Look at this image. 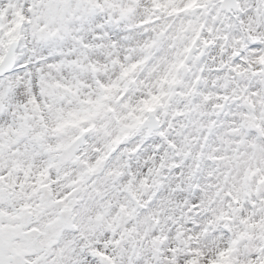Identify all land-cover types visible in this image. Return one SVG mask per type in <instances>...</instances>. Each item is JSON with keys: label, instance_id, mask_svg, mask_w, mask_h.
Returning a JSON list of instances; mask_svg holds the SVG:
<instances>
[{"label": "snow or ice", "instance_id": "snow-or-ice-1", "mask_svg": "<svg viewBox=\"0 0 264 264\" xmlns=\"http://www.w3.org/2000/svg\"><path fill=\"white\" fill-rule=\"evenodd\" d=\"M38 3L40 0H8L6 8L0 7V81H3L0 83V96L12 97V104L15 105V109L9 105L6 111H0V124L9 126L15 132V139L8 143L0 137V264H117L109 246L119 248L125 243L126 236L131 238L138 230L126 227L117 235L113 229L111 235L114 238L103 244L105 250H101L99 243L95 247L86 243L89 232L82 227L81 221L88 218L91 210L86 177L94 171V166L88 165L79 174V179L72 180L67 185L68 190L63 192L53 189L60 181L51 179V163L37 173L41 178L49 177L48 183L31 178L39 162L51 160L52 153L68 147L63 140L52 143L50 137L62 135L69 125L76 126L78 122L63 117L61 110V114L54 116L57 121L54 127L43 115L36 124L24 123L27 118L21 115L17 127L14 111L26 109L29 102H35V96L29 98L24 93L28 89L35 90L37 74L42 78L45 71L42 66L46 65L49 70L69 68L73 82L58 85L69 93L79 96L82 88L93 89V86L100 90L95 98L91 93H84L87 99L80 101L81 104L91 105V111L78 109L68 115L76 116L78 111H86L88 116L83 119H104L108 114L116 121L126 119L127 116L118 114L117 107L106 104L110 99L106 93L114 85L100 78L96 64L90 66L91 72L96 74L94 80L89 83L82 78L81 72H86L88 65L81 61L89 58V50L93 46L85 44L80 35L85 31L98 33L97 39L110 40L108 47L115 50L107 55L118 57L124 32L117 26L119 21L103 22L113 0H48V7L42 15H37ZM168 3H175V0H168ZM183 5L173 9L169 14L172 18L167 22L144 33L137 47L124 51V59L129 61L127 65L120 59L114 60L122 70L121 78H129L128 87L115 97V104L130 109L128 116L136 110V105L127 97L129 88L138 82L134 75L137 69H146L149 75L157 74V81L161 84L159 94H152L151 100L141 101L150 113L156 111L153 102L160 103L163 97L173 94L164 91L163 85L185 83L189 76H193L194 67L198 68L199 74L193 76L192 92L197 91L196 86L206 70L216 73L226 70L236 77H250L252 81L264 76V0H183ZM151 23L149 20L142 24L141 30ZM24 28L31 30V44L21 34ZM103 32L108 33L107 37L99 35ZM5 37L9 39L5 40ZM69 41L76 47L70 48L67 55L76 54L80 59L61 61L60 58L65 55L63 48ZM5 51L9 65L7 70L3 63ZM49 52L53 55H47ZM5 77L8 79L5 80ZM236 91L233 88V92ZM262 93L264 88L259 82L245 83L236 95L218 93V100L229 103L217 104V107L227 108L232 122L240 123L239 128L233 129L240 134V138L234 141L237 162H247V172L254 179L259 177V185L264 186V124H245L241 119L251 115L246 110L248 107L255 108L257 103L264 105ZM179 94L185 95L182 92ZM135 118L141 120L139 116ZM257 119L259 117H252L253 121ZM95 128L93 123L89 128L81 129V136ZM79 139L80 136L74 137L72 142ZM84 163L87 165V161ZM253 164L255 167H252ZM226 195L228 208L239 216L240 225L264 227V192L259 187L245 184L243 202L241 196H234L231 191ZM25 200L27 203H19ZM194 207L198 206L194 204ZM102 215L99 213L96 219L99 220ZM222 218L231 220L235 216ZM79 232L84 233L79 237L84 242L83 247L77 242L76 234ZM231 234L229 228L224 230L225 237ZM249 236L247 231L239 232L229 241L228 247L216 254L211 264H264V244H244ZM147 238L145 233L138 239L146 241ZM159 239L154 236L152 244ZM44 242H47L46 247L42 246ZM160 251L162 249L156 250L157 253ZM176 251L175 247H169L168 257ZM119 255L124 264H147L148 261L137 240H130ZM151 259L153 264H164L157 254H152ZM183 259L189 258L185 256ZM168 264H183V260L179 257L169 259ZM190 264L199 262L190 260Z\"/></svg>", "mask_w": 264, "mask_h": 264}, {"label": "clouds", "instance_id": "clouds-1", "mask_svg": "<svg viewBox=\"0 0 264 264\" xmlns=\"http://www.w3.org/2000/svg\"><path fill=\"white\" fill-rule=\"evenodd\" d=\"M7 4L8 0H0V7L6 8ZM183 6V0H175V3H168V0H113L103 22L119 21L117 26L124 32L121 37L124 42L119 44L121 51L118 57L107 55L109 51H115L108 47L110 40H98V33L92 31L80 34L85 44L93 46L89 50V58L81 61L88 65L87 71L81 72L82 78L91 83L96 74L91 72L90 66L96 64L100 78L105 83L114 85L106 93L110 97L106 104H113L117 107L118 114L127 116L126 119L116 121L111 118V114L104 119H83L88 116L86 111H78L76 116L68 115L78 109L91 111V105L81 104L80 101L87 99L84 93H91L95 98L100 90L93 86V89L82 88L79 96L69 93L58 87L59 84L73 82L69 68L65 67L63 71L55 68L49 70L46 65L42 66L45 68L43 77L37 74L35 90L28 89L24 93L29 98L35 96V102H29L26 109L14 111L17 127L21 115L27 118L24 123L33 124L38 123L43 115L50 126L54 127L57 123L54 116L61 114V110L63 117L78 122L76 126L69 125L62 135L50 137L52 143L63 140L68 147L52 153L51 160L39 162L32 171L31 178L38 182L43 179L48 183L49 177L41 178L37 173L51 163V179L60 181L53 189L63 192L68 190L67 185L72 180L79 179V174L88 165L94 166V171L86 177L91 210L87 214L88 218L81 221L82 227H86L89 232L86 243L90 247L99 243L101 250H105L103 244L114 238L111 235L113 229L117 235L126 227L138 230L131 238L126 236L125 243L119 248L109 246L117 264H124L119 254L130 240H137L140 244L148 258L147 264H153L152 254L159 255L164 264L177 257L183 260V264H190V260H197L199 264H211L216 254L228 247L229 241L241 231L250 233L243 241L244 244H264V227L249 228L247 225H240L239 216L228 208L227 192L241 196L243 202L245 184L252 188L259 187L262 192L264 186L259 185V177L254 179L247 172V162H237L234 141L240 138V134L233 129L239 128L240 123L232 122L227 108L217 107V104L229 103L218 100V93L236 95L239 87H243L245 83L259 82L264 88V76L252 81L250 77H236L226 70L220 73L206 70L196 86L197 91L192 92L193 76L199 74L198 68L194 67L193 76H189L185 83L178 86L163 85L164 91L173 94L163 97L160 103L153 102L156 111L150 113L141 101L151 100L152 94H159L161 84L157 81V74L149 75L146 69H137L134 75L138 82L129 88L127 97L136 105L134 114L128 116L130 109L115 104V97L124 87H128L129 78H121L122 70L114 60L120 59L127 65L129 61L124 59V51L129 47H137L144 33L167 22L172 18L169 14L173 9ZM47 7L48 0H40L37 15H42ZM149 20L152 23L142 31L140 26ZM21 34L28 44L32 43L30 29H22ZM99 35L107 37L108 33ZM7 39L9 37H5ZM75 47L69 41L63 48L65 55L60 60L80 59L76 54L67 55L69 49ZM6 55L5 51V70L9 66ZM47 55L52 56L53 53L49 52ZM233 88L237 89L235 93ZM179 92L185 95H180ZM246 103L245 101V105ZM9 105L15 109L12 97L0 96V111H6ZM246 110L251 115L246 119L241 117L245 124H264V105L257 103L255 108L248 107ZM137 116L141 118L140 121L135 118ZM253 116L259 119L253 121ZM93 123L96 125L95 130L81 136V129L89 128ZM161 132L164 133L163 136L160 135ZM77 136L80 139L73 143V138ZM0 137L8 143L15 139V132L9 126L0 124ZM84 161H87V165ZM20 178L23 179V176ZM194 204L198 207H194ZM99 213L103 215L98 220L96 217ZM228 216H235V219L222 218ZM226 228L231 230L229 237L224 236ZM145 233L148 237L146 241L138 239ZM83 235V232L76 234L80 247L84 246V242L79 240ZM154 236L160 239L152 244ZM42 246L46 247L47 242ZM169 247L177 249L170 258ZM157 249L162 251L157 253ZM185 256L189 259H183Z\"/></svg>", "mask_w": 264, "mask_h": 264}]
</instances>
